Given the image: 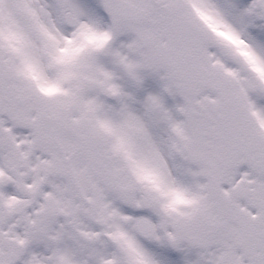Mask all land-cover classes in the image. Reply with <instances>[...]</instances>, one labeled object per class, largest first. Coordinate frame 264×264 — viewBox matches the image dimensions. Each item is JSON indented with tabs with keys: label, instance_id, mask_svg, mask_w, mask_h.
Here are the masks:
<instances>
[{
	"label": "snow or ice",
	"instance_id": "obj_1",
	"mask_svg": "<svg viewBox=\"0 0 264 264\" xmlns=\"http://www.w3.org/2000/svg\"><path fill=\"white\" fill-rule=\"evenodd\" d=\"M0 264H264V0H0Z\"/></svg>",
	"mask_w": 264,
	"mask_h": 264
}]
</instances>
